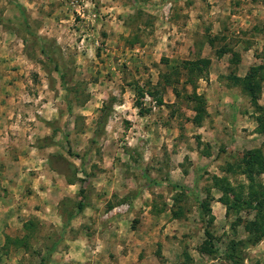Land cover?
Listing matches in <instances>:
<instances>
[{
	"label": "rangeland",
	"instance_id": "rangeland-1",
	"mask_svg": "<svg viewBox=\"0 0 264 264\" xmlns=\"http://www.w3.org/2000/svg\"><path fill=\"white\" fill-rule=\"evenodd\" d=\"M263 56L264 0H0V264H264Z\"/></svg>",
	"mask_w": 264,
	"mask_h": 264
},
{
	"label": "trees",
	"instance_id": "trees-1",
	"mask_svg": "<svg viewBox=\"0 0 264 264\" xmlns=\"http://www.w3.org/2000/svg\"><path fill=\"white\" fill-rule=\"evenodd\" d=\"M22 14L24 15L23 11ZM209 44L212 45L213 41L209 40ZM42 54H47L44 49H42ZM224 52V50L219 51L220 53ZM232 62H234V58L237 56L235 53L232 55ZM51 60V59H50ZM262 60V64L251 68L249 72L244 77H231L232 85L235 87H239L240 90L247 95L250 99L251 106L254 108L256 115L255 121L258 124L257 131L263 136L264 138V107L258 104V100L260 97V89L261 84L264 82V56L260 58ZM210 61L208 59H198L195 62L191 61H184L181 66H177L172 69V74L174 79L170 81V78H164V82L166 86L172 87V90L175 94V98L180 97V93L177 90V86L179 84V79L181 78L182 73L185 75V83L189 84L191 86L192 92L191 94L185 93L187 102L194 103V106L191 108L194 112V117L191 118V122L195 126H200L202 123V120L207 115L206 113V100L204 96L199 95L196 93V81L204 72L207 70ZM57 69V66L54 67ZM142 88V87H141ZM139 87L135 88L136 91V100L134 101V106L138 109L139 114L142 115V103L145 96L150 97L156 104V106H163V100L161 97H157L156 94V88L151 87V89H141ZM107 116L103 115L100 118L99 125L102 126V124L106 121ZM56 131L53 130V134ZM264 146V141L263 144ZM39 148H42L40 146ZM243 171L242 173L244 176H246L250 181L253 180V176L264 174V160L260 153V149H254L246 152V155L243 158ZM175 188H178L177 186ZM185 189H181L180 191H184ZM227 191H232L229 187L227 188ZM198 201V200H197ZM201 203H199L200 205ZM85 207L83 202L78 203L77 205V211L81 212L83 208ZM54 247V246H53ZM52 247V248H53ZM46 260L41 259L40 264H43Z\"/></svg>",
	"mask_w": 264,
	"mask_h": 264
},
{
	"label": "crops",
	"instance_id": "crops-1",
	"mask_svg": "<svg viewBox=\"0 0 264 264\" xmlns=\"http://www.w3.org/2000/svg\"><path fill=\"white\" fill-rule=\"evenodd\" d=\"M105 232H108L107 230L105 231ZM118 238H120V237H118ZM89 240H92V238H89ZM94 240V239H93ZM94 243H99V240H97L96 239V241H93ZM135 243H140L139 241H135ZM122 245H124V244H122ZM90 250H91V248H90ZM95 253V251L94 250H91V254H94ZM134 257V256H133ZM135 261H137L138 259L137 258H133ZM80 260V259H79ZM122 261H124V260H122ZM126 263V261H124V264ZM56 264H58V263H56ZM123 264V263H122Z\"/></svg>",
	"mask_w": 264,
	"mask_h": 264
}]
</instances>
